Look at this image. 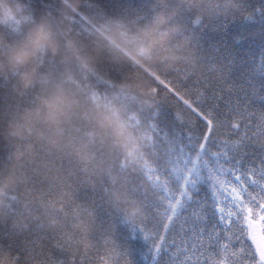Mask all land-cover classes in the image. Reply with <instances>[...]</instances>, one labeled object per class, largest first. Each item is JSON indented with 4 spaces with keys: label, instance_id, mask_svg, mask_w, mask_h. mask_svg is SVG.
<instances>
[{
    "label": "trees",
    "instance_id": "16d2710c",
    "mask_svg": "<svg viewBox=\"0 0 264 264\" xmlns=\"http://www.w3.org/2000/svg\"><path fill=\"white\" fill-rule=\"evenodd\" d=\"M205 69L232 99L264 85V0H0V264H148L164 208L144 116L195 127L169 85L201 99Z\"/></svg>",
    "mask_w": 264,
    "mask_h": 264
},
{
    "label": "snow or ice",
    "instance_id": "6c2138e0",
    "mask_svg": "<svg viewBox=\"0 0 264 264\" xmlns=\"http://www.w3.org/2000/svg\"><path fill=\"white\" fill-rule=\"evenodd\" d=\"M85 19L83 12L77 14L78 22ZM176 71L147 74L165 84L161 76ZM169 87L199 123L181 127L184 120L173 113L176 126L162 125V108L144 116L155 137L157 160L151 172L162 182L155 207L157 212L164 208V235H157L158 243L141 258L148 264H160L164 257L168 264H264V241L258 244L252 234L253 223L264 222V115L249 111L254 104L264 106V85L232 99L223 76L205 69L193 84L203 88L197 92L201 99H186L188 93ZM153 92L158 96L157 88ZM257 110L264 113V107ZM157 172L166 180L160 181ZM120 225L127 226L130 240L141 232L138 225ZM36 242L26 239L21 251Z\"/></svg>",
    "mask_w": 264,
    "mask_h": 264
},
{
    "label": "clouds",
    "instance_id": "9594fccd",
    "mask_svg": "<svg viewBox=\"0 0 264 264\" xmlns=\"http://www.w3.org/2000/svg\"><path fill=\"white\" fill-rule=\"evenodd\" d=\"M46 44L51 46L50 34L43 26H41L40 30H38V32L36 33L34 37V46L37 50H41Z\"/></svg>",
    "mask_w": 264,
    "mask_h": 264
},
{
    "label": "rangeland",
    "instance_id": "374dc122",
    "mask_svg": "<svg viewBox=\"0 0 264 264\" xmlns=\"http://www.w3.org/2000/svg\"><path fill=\"white\" fill-rule=\"evenodd\" d=\"M263 226H264V224H263L262 221L254 222L253 223V232H252V234L255 236L258 232H260L261 235H262L263 234L262 233ZM262 238H263V236H262ZM256 241H257L258 244L260 243V241L257 238H256Z\"/></svg>",
    "mask_w": 264,
    "mask_h": 264
}]
</instances>
